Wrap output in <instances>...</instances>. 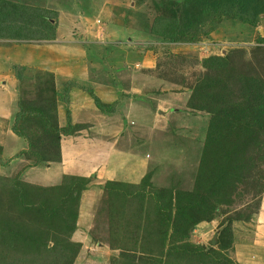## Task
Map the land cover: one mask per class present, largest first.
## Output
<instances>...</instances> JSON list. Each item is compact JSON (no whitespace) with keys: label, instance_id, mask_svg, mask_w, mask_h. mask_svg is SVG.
Returning a JSON list of instances; mask_svg holds the SVG:
<instances>
[{"label":"rangeland","instance_id":"obj_1","mask_svg":"<svg viewBox=\"0 0 264 264\" xmlns=\"http://www.w3.org/2000/svg\"><path fill=\"white\" fill-rule=\"evenodd\" d=\"M0 65V264H264V1L0 0ZM19 101L17 156L67 165L100 226L52 254L2 149Z\"/></svg>","mask_w":264,"mask_h":264},{"label":"crops","instance_id":"obj_2","mask_svg":"<svg viewBox=\"0 0 264 264\" xmlns=\"http://www.w3.org/2000/svg\"><path fill=\"white\" fill-rule=\"evenodd\" d=\"M67 31H69V29H67ZM107 31L109 34H111L108 27ZM8 63L9 62H7V65ZM91 63V65H93L92 67L97 64H93V62ZM13 71L14 70L11 68L8 74H12ZM104 76L106 81L113 82L110 76H108L107 72L104 73ZM11 134H13V138L10 136V134L6 133L5 136L7 137L8 143L7 145H3L2 149L13 153L10 154L12 160L8 165V167L13 172V175L19 174V180L26 183L27 185L29 184L32 187L47 189V197L43 202V207L41 208L39 218L34 224L28 247L32 250L45 249V254H52L53 251L49 246V242L53 245L54 251L56 248H60V244H56L55 240H59V242L64 241V238L58 237V233L62 232L65 227L67 228V231L71 230L73 233L79 231L86 232L94 229L95 231H98L100 226H98L94 220L96 210L93 204L94 200H92L93 203H91L83 197V192L78 189L81 184L77 181V178L73 176L67 165H61L58 162H42L32 165L26 156H17L19 151L27 147V139L14 134L12 131ZM103 135L104 134L96 135V138L91 139L88 143H86L91 146L86 150L94 153L100 151L107 152L108 150L109 152L112 151V148L109 149L104 146ZM41 168H43V171H41ZM45 170L47 171V179L46 182L41 183V179L36 180L35 176L39 175V178L40 176L42 177ZM51 172L53 173L54 177L48 181V177ZM72 188L74 189V192H72ZM62 215L63 217H61ZM261 220L262 222L259 226V233L261 237H258V240L263 243L264 194L262 199ZM81 239L82 238L78 239L74 236V242L70 244L68 241V244H75L73 249L79 251L83 246Z\"/></svg>","mask_w":264,"mask_h":264},{"label":"trees","instance_id":"obj_3","mask_svg":"<svg viewBox=\"0 0 264 264\" xmlns=\"http://www.w3.org/2000/svg\"><path fill=\"white\" fill-rule=\"evenodd\" d=\"M261 1H264V0H261ZM244 10H246L245 8H244ZM228 17H236V18H239L242 22H246V23H249L251 26H255L256 25V21L255 20H248V19H246V18H243L244 16L243 15H241V14H237V13H229L228 15H227ZM219 17H221V15H219ZM96 22V21H95ZM50 23V22H49ZM56 24V22H54V23H50V24H48V25H55ZM97 24V23H96ZM54 35V34H53ZM49 35L48 34H46L44 37H48ZM180 37V34L179 33H177V32H175L174 34H172V36H171V38H172V40H177L178 38ZM17 68L16 67H13V70H16ZM237 73V72H236ZM236 81H237V79H236V77H234L233 76V81H231V82H233V85L236 83ZM72 84V83H71ZM74 84H76V83H74ZM78 84V83H77ZM210 91V88H209V90L207 91V92H209ZM63 92H65V93H67V87L66 88H63ZM64 102L65 103H67L68 102V95H66L65 94V96H64ZM206 105V104H205ZM18 106H20L19 108L20 109H18V111L16 112V114H15V116H14V118L13 119H9L8 120V126L9 127H11L12 126V129H13V132L16 134V135H18V136H21V137H24V138H30V137H28V136H22V134H20V133H18L17 131H16V123L18 122V120L20 119V117H21V115L25 112L23 109H22V107H21V103H20V101H19V104H18Z\"/></svg>","mask_w":264,"mask_h":264},{"label":"water","instance_id":"obj_4","mask_svg":"<svg viewBox=\"0 0 264 264\" xmlns=\"http://www.w3.org/2000/svg\"><path fill=\"white\" fill-rule=\"evenodd\" d=\"M159 113L163 114V111H159Z\"/></svg>","mask_w":264,"mask_h":264}]
</instances>
